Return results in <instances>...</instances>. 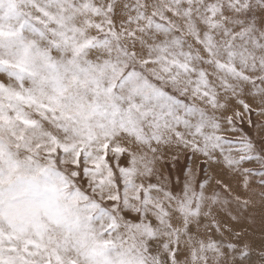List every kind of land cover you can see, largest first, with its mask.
<instances>
[{
  "label": "snow or ice",
  "instance_id": "1",
  "mask_svg": "<svg viewBox=\"0 0 264 264\" xmlns=\"http://www.w3.org/2000/svg\"><path fill=\"white\" fill-rule=\"evenodd\" d=\"M0 264H264V0H0Z\"/></svg>",
  "mask_w": 264,
  "mask_h": 264
},
{
  "label": "rangeland",
  "instance_id": "2",
  "mask_svg": "<svg viewBox=\"0 0 264 264\" xmlns=\"http://www.w3.org/2000/svg\"><path fill=\"white\" fill-rule=\"evenodd\" d=\"M252 211L254 212V215L256 216V219H257V236L255 238L258 239L259 238V216H260L259 206H256Z\"/></svg>",
  "mask_w": 264,
  "mask_h": 264
}]
</instances>
